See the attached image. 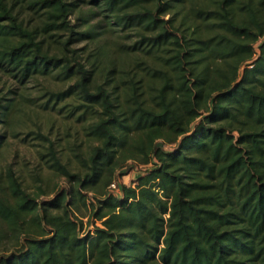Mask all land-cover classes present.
I'll return each instance as SVG.
<instances>
[{"label":"trees","instance_id":"16d2710c","mask_svg":"<svg viewBox=\"0 0 264 264\" xmlns=\"http://www.w3.org/2000/svg\"><path fill=\"white\" fill-rule=\"evenodd\" d=\"M0 71L75 77L41 105L76 96L68 113L97 142L72 170L35 132L71 183L50 197L0 172V264H264V0H0ZM128 159L149 165L133 184L116 180ZM90 190L85 232L72 205Z\"/></svg>","mask_w":264,"mask_h":264},{"label":"rangeland","instance_id":"374dc122","mask_svg":"<svg viewBox=\"0 0 264 264\" xmlns=\"http://www.w3.org/2000/svg\"><path fill=\"white\" fill-rule=\"evenodd\" d=\"M7 1L9 4L13 2V0ZM75 14L76 11L70 15L73 22H75ZM166 17H168V14ZM19 18L22 19L24 24L30 25L38 20L37 14L25 6L21 8ZM120 33L118 32V35ZM113 37L115 38V35ZM117 38L122 40L121 37ZM127 39L132 41L134 36L131 37L130 35ZM91 45L92 43L89 44L85 40L72 45L76 48L83 46L77 51L78 59L82 62H86ZM74 80L75 77L62 81L58 80L54 75L43 76L37 74L30 77L26 82L19 83L0 71V102L5 103L8 98L16 99V107L10 111L6 121H0V134L3 135L0 143V172H4L6 167L11 165L16 173L19 174L23 185L30 191L37 190V184L46 185L51 192L40 194L39 199L54 195L62 187L69 188L71 183L65 176L57 175L47 167L45 163L47 155L44 154L46 152L44 145L47 142L43 145L42 141L35 137L36 131L41 130L55 141L62 160L67 162L72 170L79 167L75 153L82 152L83 155H88L94 144L97 143L85 134L84 125L90 119L78 120L76 118L77 113L72 115L68 113V108L78 102L76 96L59 102L55 108H44L41 105L46 98L42 94L44 89L66 88ZM0 109L2 110V108ZM198 120L199 118L194 123ZM174 147L175 143L164 145L166 150ZM147 167L149 165H140L128 159L121 169H116V180L124 184H133L136 176L144 172ZM114 188L119 193L117 184ZM85 193L87 207L81 201H76L72 207L75 210V214L80 216L82 220L81 231L86 232L93 230L94 225H99L100 221L90 216L91 203L96 201L95 195L91 190ZM0 251L3 250L0 249Z\"/></svg>","mask_w":264,"mask_h":264},{"label":"built area","instance_id":"2783aa9c","mask_svg":"<svg viewBox=\"0 0 264 264\" xmlns=\"http://www.w3.org/2000/svg\"><path fill=\"white\" fill-rule=\"evenodd\" d=\"M110 187H112V188L116 187V182H115V181L112 182V183L110 184Z\"/></svg>","mask_w":264,"mask_h":264},{"label":"water","instance_id":"95a60500","mask_svg":"<svg viewBox=\"0 0 264 264\" xmlns=\"http://www.w3.org/2000/svg\"><path fill=\"white\" fill-rule=\"evenodd\" d=\"M157 145H163V141L159 140V141L157 142Z\"/></svg>","mask_w":264,"mask_h":264}]
</instances>
